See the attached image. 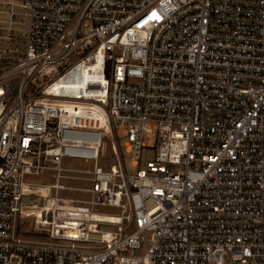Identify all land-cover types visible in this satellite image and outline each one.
<instances>
[{
    "label": "built area",
    "instance_id": "2783aa9c",
    "mask_svg": "<svg viewBox=\"0 0 264 264\" xmlns=\"http://www.w3.org/2000/svg\"><path fill=\"white\" fill-rule=\"evenodd\" d=\"M0 264H264V0H0Z\"/></svg>",
    "mask_w": 264,
    "mask_h": 264
},
{
    "label": "rangeland",
    "instance_id": "374dc122",
    "mask_svg": "<svg viewBox=\"0 0 264 264\" xmlns=\"http://www.w3.org/2000/svg\"><path fill=\"white\" fill-rule=\"evenodd\" d=\"M119 154L121 157H123L125 160H128L129 155L126 152L125 146H121L119 149ZM108 160L110 164L115 161V155L112 152L108 153ZM104 166L107 164V162L103 163ZM127 165L130 170H132L131 164L127 161ZM74 170L71 172H68V177L62 180V183L66 185V189L61 191V195L64 197H73L75 199L79 200H89L91 199V193L88 191L91 187L89 179H87V176L85 173L82 172V170L88 166L84 163L79 162H73L69 165ZM35 182L41 183V182H53L52 177H49V174L44 173L40 176H37L34 179Z\"/></svg>",
    "mask_w": 264,
    "mask_h": 264
},
{
    "label": "bare ground",
    "instance_id": "6f19581e",
    "mask_svg": "<svg viewBox=\"0 0 264 264\" xmlns=\"http://www.w3.org/2000/svg\"><path fill=\"white\" fill-rule=\"evenodd\" d=\"M102 219H105V220H114V216H111V215H101Z\"/></svg>",
    "mask_w": 264,
    "mask_h": 264
},
{
    "label": "snow or ice",
    "instance_id": "6c2138e0",
    "mask_svg": "<svg viewBox=\"0 0 264 264\" xmlns=\"http://www.w3.org/2000/svg\"><path fill=\"white\" fill-rule=\"evenodd\" d=\"M153 16H155V13H153Z\"/></svg>",
    "mask_w": 264,
    "mask_h": 264
}]
</instances>
